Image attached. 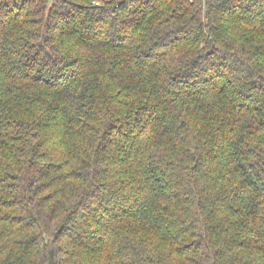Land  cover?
Listing matches in <instances>:
<instances>
[{
	"label": "trees",
	"instance_id": "trees-1",
	"mask_svg": "<svg viewBox=\"0 0 264 264\" xmlns=\"http://www.w3.org/2000/svg\"><path fill=\"white\" fill-rule=\"evenodd\" d=\"M0 264H264V0H0Z\"/></svg>",
	"mask_w": 264,
	"mask_h": 264
}]
</instances>
